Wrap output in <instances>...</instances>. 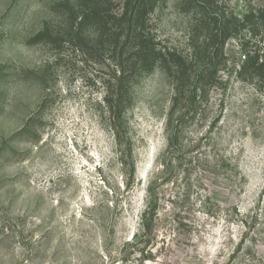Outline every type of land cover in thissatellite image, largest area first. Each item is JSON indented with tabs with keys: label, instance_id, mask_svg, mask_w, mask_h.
Here are the masks:
<instances>
[{
	"label": "rangeland",
	"instance_id": "1",
	"mask_svg": "<svg viewBox=\"0 0 264 264\" xmlns=\"http://www.w3.org/2000/svg\"><path fill=\"white\" fill-rule=\"evenodd\" d=\"M63 1L0 0V264H264V91L236 73L249 35L227 42L195 103L186 84L171 131L172 79L158 67L134 82L123 164L104 101L110 53L34 40L68 38ZM200 17L162 0L151 30L191 57Z\"/></svg>",
	"mask_w": 264,
	"mask_h": 264
},
{
	"label": "trees",
	"instance_id": "2",
	"mask_svg": "<svg viewBox=\"0 0 264 264\" xmlns=\"http://www.w3.org/2000/svg\"><path fill=\"white\" fill-rule=\"evenodd\" d=\"M161 1L74 0L70 6L68 1H63L56 5L67 9L68 38H54L47 30L34 38L35 42L50 40L55 47L63 42H76L102 58L110 53L117 67L112 82L106 86L104 101L123 164L124 150L131 146L126 114L133 103V84L156 68H162L173 81L175 94L167 120L170 131L186 84L195 81L190 100L195 103L198 94H205L207 85L219 73L227 42L240 35L249 37L240 40L241 60L236 73L242 80H256L264 91V0L258 6L250 3L242 15L220 12L219 0H183L201 16L191 37V57L162 46L152 33V15ZM91 28L93 38L85 36ZM205 31L207 36L200 39L199 32ZM177 142V132H172L168 136L167 152L176 149ZM160 164H164L163 159ZM147 225L143 223L144 228H149Z\"/></svg>",
	"mask_w": 264,
	"mask_h": 264
}]
</instances>
